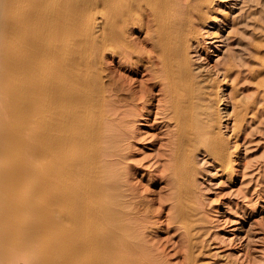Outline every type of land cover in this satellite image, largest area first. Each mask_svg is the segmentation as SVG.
I'll use <instances>...</instances> for the list:
<instances>
[{
	"label": "bare ground",
	"instance_id": "obj_1",
	"mask_svg": "<svg viewBox=\"0 0 264 264\" xmlns=\"http://www.w3.org/2000/svg\"><path fill=\"white\" fill-rule=\"evenodd\" d=\"M7 1L12 118L29 115L27 137L39 139L42 158L39 201L21 198L19 205L27 212L17 230L26 234L30 264H151L156 255L142 238L143 210L130 171L126 166L119 171L121 183L114 172L120 156L116 143L123 138L119 128L155 107L169 119L177 146L208 138L207 148L222 156L223 143L194 114L200 109L206 114L198 99L210 85L188 52V39L200 24L194 22L208 17L215 0ZM132 25L144 31L151 48L136 39L138 34L131 37ZM106 55L117 57L118 67L125 64L142 75L146 70V78L121 76L117 83L105 68ZM231 67H222L224 73ZM185 212V205L176 208L177 216ZM34 232L38 244L30 236Z\"/></svg>",
	"mask_w": 264,
	"mask_h": 264
},
{
	"label": "rangeland",
	"instance_id": "obj_2",
	"mask_svg": "<svg viewBox=\"0 0 264 264\" xmlns=\"http://www.w3.org/2000/svg\"><path fill=\"white\" fill-rule=\"evenodd\" d=\"M7 2L0 0V264H30L32 255L23 248L26 234L17 230L27 212L19 205H24L21 198L39 201L42 158L39 139L27 137L29 115L24 111L16 122L12 118ZM211 6L209 18L194 22L200 24L188 39V52L192 66L210 85L198 99L206 114L201 109L194 114L223 143L222 156L207 148L208 138L177 146L169 119L155 107L119 128L123 138L116 143L120 156L114 172L121 183L119 171L125 166L130 171L132 192L143 210L142 238L150 246L146 250L156 255L151 264H264V0H215ZM131 27V37L138 34L136 39L151 48L144 31ZM108 56L105 68L117 83L121 76L146 78V70L142 75L143 70L118 67L117 57ZM227 64L233 69L224 73ZM180 205L186 212L177 216ZM32 234L38 244L39 236Z\"/></svg>",
	"mask_w": 264,
	"mask_h": 264
}]
</instances>
